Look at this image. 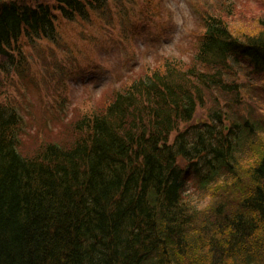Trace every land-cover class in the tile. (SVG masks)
<instances>
[{
    "label": "trees",
    "instance_id": "trees-1",
    "mask_svg": "<svg viewBox=\"0 0 264 264\" xmlns=\"http://www.w3.org/2000/svg\"><path fill=\"white\" fill-rule=\"evenodd\" d=\"M107 1L0 0V56L23 35L54 40L56 11L86 19ZM228 2L190 63L167 57L113 92L67 144L22 151V116L0 101V264H264V18L232 27ZM199 107L210 122L180 131ZM213 185L219 202L196 208Z\"/></svg>",
    "mask_w": 264,
    "mask_h": 264
},
{
    "label": "rangeland",
    "instance_id": "rangeland-1",
    "mask_svg": "<svg viewBox=\"0 0 264 264\" xmlns=\"http://www.w3.org/2000/svg\"><path fill=\"white\" fill-rule=\"evenodd\" d=\"M225 1L234 3L233 12H226L227 7L221 12L232 27L245 29L264 18V0H108L104 11L94 10L86 19L67 20L56 11L54 40L23 35L9 55L0 56V101L14 106L22 116V151L33 154L46 142H71L76 137L74 123L82 115L104 107L113 92L146 75L165 58L190 63L204 31L203 17L218 11ZM240 81L245 83L246 78ZM208 92L209 97L219 93ZM243 99L258 104L252 94ZM210 119L209 111L199 107L193 121L182 123L180 131L196 123L203 126ZM224 125L226 130L232 128L228 121ZM260 142L246 151L244 163L259 153ZM239 182L241 188L250 185L247 174ZM216 184L225 185L222 180ZM215 185L200 190L191 203L198 209L218 203L217 191L223 186ZM189 186V193L198 191L191 182Z\"/></svg>",
    "mask_w": 264,
    "mask_h": 264
}]
</instances>
